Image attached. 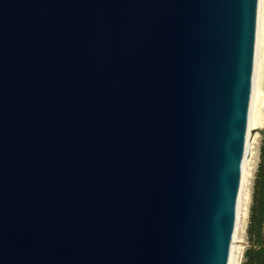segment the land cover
I'll return each mask as SVG.
<instances>
[{"label": "water", "instance_id": "water-1", "mask_svg": "<svg viewBox=\"0 0 264 264\" xmlns=\"http://www.w3.org/2000/svg\"><path fill=\"white\" fill-rule=\"evenodd\" d=\"M259 0H0V264H230Z\"/></svg>", "mask_w": 264, "mask_h": 264}, {"label": "bare ground", "instance_id": "bare-ground-1", "mask_svg": "<svg viewBox=\"0 0 264 264\" xmlns=\"http://www.w3.org/2000/svg\"><path fill=\"white\" fill-rule=\"evenodd\" d=\"M264 126V0H259L256 52L254 61V75L252 95L249 111V127L247 135V154L243 164L242 185L237 206V223L234 233L230 264H241L243 256L242 227L248 217L251 201V189L248 186L246 163L252 151V130H259ZM247 179V180H246Z\"/></svg>", "mask_w": 264, "mask_h": 264}, {"label": "trees", "instance_id": "trees-1", "mask_svg": "<svg viewBox=\"0 0 264 264\" xmlns=\"http://www.w3.org/2000/svg\"><path fill=\"white\" fill-rule=\"evenodd\" d=\"M247 231L250 247L245 252L244 264H264V144L254 184L253 204Z\"/></svg>", "mask_w": 264, "mask_h": 264}, {"label": "rangeland", "instance_id": "rangeland-1", "mask_svg": "<svg viewBox=\"0 0 264 264\" xmlns=\"http://www.w3.org/2000/svg\"><path fill=\"white\" fill-rule=\"evenodd\" d=\"M252 151L246 163V170L248 171L247 179H248V186L251 189V201L249 205L248 217L246 219V223L242 227V237H243V256L241 259V264L245 263V252L250 247V242L248 239V226L250 221V213H251V206L253 204V192H254V184L256 181V176L258 172V167L260 163L261 157V149L264 144V126L259 130H252ZM246 179V180H247Z\"/></svg>", "mask_w": 264, "mask_h": 264}]
</instances>
